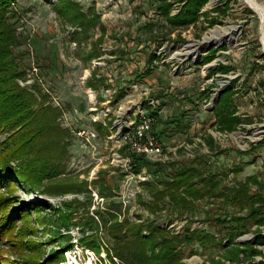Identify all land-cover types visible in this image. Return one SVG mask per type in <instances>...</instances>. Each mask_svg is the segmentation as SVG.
<instances>
[{
	"label": "rangeland",
	"instance_id": "rangeland-1",
	"mask_svg": "<svg viewBox=\"0 0 264 264\" xmlns=\"http://www.w3.org/2000/svg\"><path fill=\"white\" fill-rule=\"evenodd\" d=\"M58 1L8 0L3 14L11 34L10 43L0 42L7 49L3 61H13L14 82L37 100L32 109L35 131H49L41 135L46 145L42 154L48 157L53 136L65 131L61 141L66 142L67 157L61 171L43 184L57 193L22 184L10 191L0 188V194L18 198L15 206L46 202L38 215L30 211L23 219L17 217L16 227L30 230L26 236H18L14 245L0 237L1 258L43 263L57 251V262L50 264H108V246L133 241V231L125 226L154 224L169 236L208 234L204 241L196 235L194 241H178L190 243L178 246L182 251L172 264L264 263V245H250L256 234H264V224L250 222L249 216L247 229L232 235L226 229L232 222L221 221L245 218L251 208L264 214V42L259 17L244 0H205L196 11H190V0ZM61 4L71 11H60ZM188 12L196 19L180 23L179 15ZM223 93L225 112L238 118L232 130L220 128L215 110ZM144 117L151 119L149 134L162 148L157 154L141 153L130 142ZM11 135L14 146L24 139L1 128L0 143ZM134 154L148 164L134 162ZM155 163L165 173L176 167L203 168L204 174L216 175L222 196L200 198L188 211L175 209L167 199L155 209L141 184L152 180L149 167ZM241 185L244 189L236 194L246 192L249 200L224 199ZM114 207L118 209L109 211L113 216H108L105 230L98 227L102 246L96 253L80 242L79 220L88 222L96 211L107 216ZM114 222L125 236L117 242L107 231ZM142 234L147 235L145 228ZM251 248L258 252L253 257Z\"/></svg>",
	"mask_w": 264,
	"mask_h": 264
},
{
	"label": "trees",
	"instance_id": "trees-1",
	"mask_svg": "<svg viewBox=\"0 0 264 264\" xmlns=\"http://www.w3.org/2000/svg\"><path fill=\"white\" fill-rule=\"evenodd\" d=\"M59 1L62 3V0ZM203 2H205V0H190V11L193 9L196 11L198 6L203 4ZM7 4L8 0H0V42L3 41V43H6L7 41L10 43L11 40L10 25L4 22L3 19V14L6 11L5 6ZM58 8L60 11H71V6L67 4H61ZM178 19L180 23H188L193 21L191 19L196 18L195 16H191L190 12H188L185 13V15H179ZM5 51H7V49L0 46V129L3 128L10 134L17 133L19 136H23L24 139L18 143V145L14 146V138L13 135H11L0 143V188L4 187L10 191V187L22 184L23 186L27 185L29 187H33L36 190L44 191L45 189V192L47 191L46 193L48 194L57 193L58 191L49 190L56 188H45L43 184L45 181V183H50L52 178H54L63 167L62 160H64L67 155L64 150L65 146L63 145L66 142H62L61 140L62 135L64 134L63 137H65L67 133L65 131V133L61 131L58 132L56 137L52 135L55 140L51 141L52 146H48L50 155H47L48 157H44L42 152L44 151L46 145L43 141H41V135H48L49 129L45 126L48 124L44 123V127L48 131L47 133L40 132L38 129L35 131L34 125L36 124V121H34V115L36 116V114L32 113V109L33 105L37 103V100L32 92L19 87L16 82H14V79L17 78V76H13V73H15L14 64L13 61L12 63L9 62V65L3 61ZM224 95V93L220 95V98L215 106V110L218 115V119H220V121L218 120L220 128L232 130L236 124H238V118L225 112L227 98ZM47 108L49 111H52L49 106H47ZM29 132L32 133L27 136ZM35 138L40 140L37 141L38 144ZM53 144H55L56 147ZM134 155V162H137L139 165L140 162H143L141 164L144 165L148 164L147 161L143 159L142 155ZM162 166L163 165L160 163L151 164L149 169H151V174H153L152 180L141 183L142 186H144V188L150 193L152 198L150 203L155 209H159L160 204L163 205V202L167 199L175 206V209L188 211L193 207L192 202L197 201L200 198L207 196L217 198L222 196L220 194L221 188L219 186V181L217 180L215 174L206 175L204 174L205 171H203V168H200L199 170L193 167L185 169L176 167L165 173ZM243 189V185H241V187L236 186L232 191L229 190L231 192L230 194L223 195V197L228 201L235 199L236 201L244 202L246 199L249 200L250 196H247L246 192L242 195L243 197L236 194V192L240 193ZM9 194L11 193L6 195L0 194V237L1 239L11 241L14 245L16 243L14 240L18 236L24 237L27 235V231H30L27 229L23 231L16 227L17 217L23 219L29 215L30 211H34L38 215L41 210L46 209V202H21V205L15 206L14 200L18 198L9 196ZM260 204L264 206V202ZM117 209V207H114L112 210H107V212H116ZM96 213L95 217L97 220L92 216H90L91 218L88 222L79 220L82 233L80 242L86 247L94 250V252L100 253V247L102 244L99 242V236L97 234L98 227L105 230L104 225L108 219L110 221L108 216L112 217L113 215L110 214L112 212H109L107 216H99V212L97 211ZM260 213L261 212H259L258 208H251L245 218L230 216L229 219L223 218L221 221L223 223L232 222V225L226 229H229L233 235L247 229V220L249 219V216L253 217V220L249 219L250 222L264 224V214L260 215ZM58 214L61 215L59 220L64 221V215L61 213ZM83 228H86V231L83 230ZM143 228L147 231V235L142 234ZM124 229H131L133 231L131 238L133 241L129 242V244L124 243L123 246L125 247L113 245L111 247L108 246L107 248L106 246L107 249H105V251L108 264H115L113 257L118 258L123 264H151L152 262L153 264H172L174 261H178L180 257L179 252L182 250H179L178 246L180 247V244L182 243H190L178 242L183 239V237L186 241H194V235H196L200 241L208 239V234H206V232L205 236V234H200V232L197 231H192L187 236L185 235L182 237L178 235L169 236L165 231L156 227L154 224L146 226L132 225V228L125 226ZM120 230L121 224L118 222H114L113 224L110 223L107 228L108 233L110 232L116 242L119 241L120 238H125V236L120 234ZM87 231L90 233H87ZM162 236H164V238H162ZM160 239L162 242H159ZM201 243L206 244V242ZM229 244L230 242L226 244L225 248H227ZM250 245H264V234H256L254 241L251 242ZM25 249L27 250V248ZM233 250H237L239 253L244 255L246 252L243 248H236ZM9 252H12V249H10ZM57 253V251H52L50 258L45 260L43 263L27 261L22 264H50V260L57 262L55 258ZM257 253V250H252L251 248L249 257H253ZM60 254H62V252ZM128 254H131L132 256H129ZM245 256L248 255L246 254ZM0 264L18 263L7 260V258L3 259L0 256ZM256 264L264 263L258 262Z\"/></svg>",
	"mask_w": 264,
	"mask_h": 264
},
{
	"label": "built area",
	"instance_id": "built-area-1",
	"mask_svg": "<svg viewBox=\"0 0 264 264\" xmlns=\"http://www.w3.org/2000/svg\"><path fill=\"white\" fill-rule=\"evenodd\" d=\"M151 125V119L144 117L135 130L134 140L130 139V142L136 147L137 151L141 153L150 152L157 154L162 149L156 137L149 134L151 132ZM137 140H142L143 143L137 142Z\"/></svg>",
	"mask_w": 264,
	"mask_h": 264
},
{
	"label": "bare ground",
	"instance_id": "bare-ground-1",
	"mask_svg": "<svg viewBox=\"0 0 264 264\" xmlns=\"http://www.w3.org/2000/svg\"><path fill=\"white\" fill-rule=\"evenodd\" d=\"M253 12L259 17L260 20V33L264 42V4L259 3L257 0H244ZM224 31H227L226 29Z\"/></svg>",
	"mask_w": 264,
	"mask_h": 264
}]
</instances>
